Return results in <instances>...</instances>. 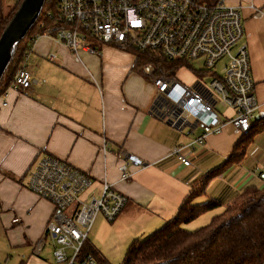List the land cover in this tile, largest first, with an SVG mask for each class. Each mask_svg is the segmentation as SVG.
Masks as SVG:
<instances>
[{
  "label": "crops",
  "instance_id": "crops-1",
  "mask_svg": "<svg viewBox=\"0 0 264 264\" xmlns=\"http://www.w3.org/2000/svg\"><path fill=\"white\" fill-rule=\"evenodd\" d=\"M222 1L238 6L242 15L255 85L251 123L261 124L264 0ZM91 45L97 53H74L50 35H37L19 64L36 82L26 89L9 84L0 93V264H58L50 238L38 251L35 248L52 213V204L26 186L42 156L53 155L88 174L93 184L85 196L99 194L105 179L126 197L115 220L97 216L87 236L111 262L112 252L99 239L100 230L112 229L118 239L115 247L123 248L163 226L184 198L200 187L206 173L232 155L243 134L227 126L208 135L183 150L190 160V165H183L172 149L192 142L201 129L184 135L148 112L155 88L143 67L134 68L131 51L94 41ZM183 82L195 85L196 76ZM124 153L142 161L141 166L127 165L128 180L120 178ZM260 172L264 173V125L243 156L211 178L192 203L220 201L221 206L207 211L210 219L246 187L262 188Z\"/></svg>",
  "mask_w": 264,
  "mask_h": 264
},
{
  "label": "built area",
  "instance_id": "built-area-1",
  "mask_svg": "<svg viewBox=\"0 0 264 264\" xmlns=\"http://www.w3.org/2000/svg\"><path fill=\"white\" fill-rule=\"evenodd\" d=\"M58 9V23L41 34L64 43L74 53H97L88 43L91 39L122 50L157 51L169 61L201 59L197 72L209 79L204 82L196 76L195 85L184 83L175 74H156L153 64L143 66L155 88L148 112L184 135L201 129L192 142L173 147L183 165H190L183 153L186 147L193 148L227 126L241 133L252 126L255 85L238 6L222 0L214 6L200 0H59ZM34 82L30 70L21 64L9 86L26 89ZM219 106L226 110L217 111ZM127 165L141 166L142 161L124 153L119 165L123 180L130 177ZM259 176L264 178V173ZM92 184L88 174L53 155L36 162L26 186L52 204L36 251L50 238L56 263L97 264L92 255L81 253L82 243L97 214L114 221L126 197L105 179L99 194L85 196Z\"/></svg>",
  "mask_w": 264,
  "mask_h": 264
},
{
  "label": "trees",
  "instance_id": "trees-1",
  "mask_svg": "<svg viewBox=\"0 0 264 264\" xmlns=\"http://www.w3.org/2000/svg\"><path fill=\"white\" fill-rule=\"evenodd\" d=\"M22 0H17L8 11L0 0V36ZM214 6L219 0H200ZM59 0H44L39 13L25 35L17 40L10 58L0 76V93L8 87L33 38L47 26L59 21ZM134 54V68L150 63L156 74H171L188 62L179 59L169 61L157 51H140L129 48ZM196 73H198L196 71ZM264 123L252 124L234 143L232 155L221 165L210 170L200 180V187L187 195L174 216L144 238L133 239L119 264H264V186H249L236 195L224 209L214 214L205 225L189 231L184 224L201 214L221 206V202L209 198L194 204L207 182L221 174L231 163L238 161ZM82 254H90L97 264H110L98 249L86 238Z\"/></svg>",
  "mask_w": 264,
  "mask_h": 264
},
{
  "label": "rangeland",
  "instance_id": "rangeland-1",
  "mask_svg": "<svg viewBox=\"0 0 264 264\" xmlns=\"http://www.w3.org/2000/svg\"><path fill=\"white\" fill-rule=\"evenodd\" d=\"M16 1L17 0H3V2H4V10L8 11L10 6L12 4H14ZM91 42H92L91 39L88 40L89 44ZM94 42H96V41H94ZM200 60L201 59L189 61L188 62L189 66L185 65V66L180 67L176 71L175 75L182 81H184V80H188L189 81V80H191V75H195V76H198L199 78H202L201 79L202 81L208 82L209 78L207 77L206 74L196 73V71L200 70ZM218 67H219V65H218ZM225 110L226 109L221 107V106L217 107V111L221 112V111H225ZM208 214H209L208 212H205L204 214H201L196 219L186 223L187 224L186 227L184 225H183V227L186 228L189 231H193V230L197 229L198 227H201V226L205 225L211 219V218L210 219L208 218ZM97 216L103 217V215L101 213H98ZM207 218H208V220H207ZM104 220L107 221L106 219H104ZM107 222H109V221H107ZM114 233L115 232L112 229H110V228H106L105 229L104 228V229L100 230L99 239L101 241L105 242L107 251L112 252L113 260L111 262L109 261V263L110 264H119V261H121L123 256H124V253H125V251L127 249L128 244H126L123 248L115 247V244L117 245L118 239H117V235L115 236ZM144 237H146V236H144ZM144 237H142V238H144Z\"/></svg>",
  "mask_w": 264,
  "mask_h": 264
},
{
  "label": "water",
  "instance_id": "water-1",
  "mask_svg": "<svg viewBox=\"0 0 264 264\" xmlns=\"http://www.w3.org/2000/svg\"><path fill=\"white\" fill-rule=\"evenodd\" d=\"M44 0H22L0 36V76L10 58L13 44L21 39L35 21Z\"/></svg>",
  "mask_w": 264,
  "mask_h": 264
}]
</instances>
